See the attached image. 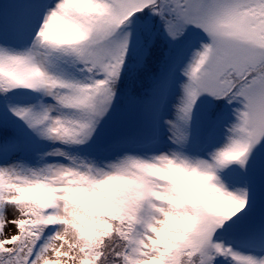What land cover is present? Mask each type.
Wrapping results in <instances>:
<instances>
[{
	"label": "snow or ice",
	"instance_id": "obj_1",
	"mask_svg": "<svg viewBox=\"0 0 264 264\" xmlns=\"http://www.w3.org/2000/svg\"><path fill=\"white\" fill-rule=\"evenodd\" d=\"M0 264H264V0H0Z\"/></svg>",
	"mask_w": 264,
	"mask_h": 264
}]
</instances>
